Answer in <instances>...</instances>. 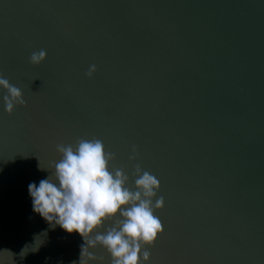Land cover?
<instances>
[{
    "label": "water",
    "instance_id": "1",
    "mask_svg": "<svg viewBox=\"0 0 264 264\" xmlns=\"http://www.w3.org/2000/svg\"><path fill=\"white\" fill-rule=\"evenodd\" d=\"M0 74V264H79L28 185L80 138L160 181L150 264H264V0H0Z\"/></svg>",
    "mask_w": 264,
    "mask_h": 264
},
{
    "label": "clouds",
    "instance_id": "2",
    "mask_svg": "<svg viewBox=\"0 0 264 264\" xmlns=\"http://www.w3.org/2000/svg\"><path fill=\"white\" fill-rule=\"evenodd\" d=\"M46 56L41 49L31 54L29 62L38 66ZM95 71L96 66L91 65L86 75L92 77ZM0 88L6 91L3 103L8 115L17 106H26L22 90L3 74ZM56 150L61 159L52 162L51 175L38 186L34 182L28 185L33 211L53 227L82 237L79 264H102L104 258L90 251L97 247L109 254L111 264H150L148 249L163 232L161 220L155 215L165 204L163 196L157 198L160 181L139 163H133L134 185L130 183L125 169L112 163L115 153L106 150L98 138L59 144ZM138 156L133 145L129 161L135 162Z\"/></svg>",
    "mask_w": 264,
    "mask_h": 264
}]
</instances>
